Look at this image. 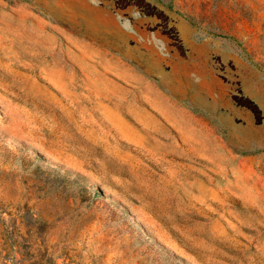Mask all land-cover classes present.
<instances>
[{"label": "rangeland", "instance_id": "obj_1", "mask_svg": "<svg viewBox=\"0 0 264 264\" xmlns=\"http://www.w3.org/2000/svg\"><path fill=\"white\" fill-rule=\"evenodd\" d=\"M79 1L0 0V264H264V0Z\"/></svg>", "mask_w": 264, "mask_h": 264}, {"label": "crops", "instance_id": "obj_2", "mask_svg": "<svg viewBox=\"0 0 264 264\" xmlns=\"http://www.w3.org/2000/svg\"><path fill=\"white\" fill-rule=\"evenodd\" d=\"M78 8L75 10V15H77L84 23V19H88L89 10H93V14L97 19L100 17V12L102 8H98V6H94L89 4L88 2H84V0H80L77 5ZM91 7V8H90ZM77 11L79 14H77Z\"/></svg>", "mask_w": 264, "mask_h": 264}]
</instances>
